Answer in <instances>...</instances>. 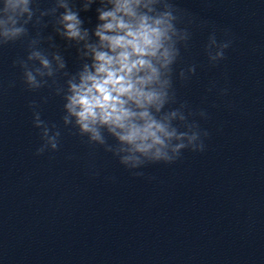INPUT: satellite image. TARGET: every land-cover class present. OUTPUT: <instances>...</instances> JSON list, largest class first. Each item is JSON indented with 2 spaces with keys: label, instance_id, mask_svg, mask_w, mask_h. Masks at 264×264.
Listing matches in <instances>:
<instances>
[{
  "label": "clouds",
  "instance_id": "9594fccd",
  "mask_svg": "<svg viewBox=\"0 0 264 264\" xmlns=\"http://www.w3.org/2000/svg\"><path fill=\"white\" fill-rule=\"evenodd\" d=\"M30 3L31 0H3L0 45L28 35L25 26L35 15ZM79 3L77 8L74 0H56V7L50 10L54 14L56 8L63 9L58 20L62 29L56 31L66 40L82 45L78 50L80 58L87 61L75 75L64 73L68 77L66 91L59 86L55 88L57 95L63 93L64 126L75 128L74 134L87 137L88 144L103 146L129 170L147 163H175L185 149L205 151L204 140L209 133L189 117L198 115L207 119V113L193 112L186 103L168 107L177 103L173 66L180 57V45L187 46L190 39L187 28L178 27L183 20L179 10L170 0H79ZM93 4L98 5L97 23L90 32L83 26L80 12L89 11ZM36 24H40L39 17ZM91 36L96 38L95 42ZM39 42L31 39L27 60L14 62L23 69L24 83L32 91L47 84L38 80V76L55 75L52 60L58 69L66 68L60 54L53 53L50 60L36 47ZM231 43L230 39L218 41L213 31L205 46L209 63L215 66L225 59V50ZM28 61H38L39 67H29ZM195 72L196 66L191 65L182 69L179 77L188 80ZM221 94L226 95L227 89ZM29 106L34 109L33 124L41 129L44 141L36 154L57 150L60 131H52L56 126L50 128L40 118L34 102ZM108 136L114 144L108 143ZM133 175L143 173L133 172Z\"/></svg>",
  "mask_w": 264,
  "mask_h": 264
}]
</instances>
